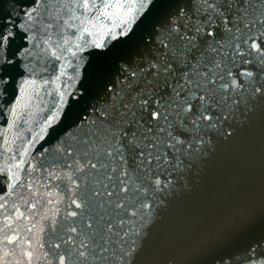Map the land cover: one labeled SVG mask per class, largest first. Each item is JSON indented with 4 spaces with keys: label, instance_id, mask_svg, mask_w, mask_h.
<instances>
[{
    "label": "snow or ice",
    "instance_id": "snow-or-ice-1",
    "mask_svg": "<svg viewBox=\"0 0 264 264\" xmlns=\"http://www.w3.org/2000/svg\"><path fill=\"white\" fill-rule=\"evenodd\" d=\"M6 2L12 4L0 12L6 132L17 126L30 91L39 97L64 79L45 127L61 119L66 96L77 98L75 84L88 69L100 91L51 160L43 146L42 159H29L36 136L15 152L10 145L18 137H4L12 155L0 167V264H135L141 221L157 195L205 152L209 134L264 100V0H187L152 26L135 59L105 58L94 66L92 50L106 53L129 37L154 0H0V6ZM12 85L16 95L6 101ZM260 225L264 204L257 209L245 200L210 223L187 253L207 256L197 264H264V237L255 238ZM230 238H247L240 261L224 245Z\"/></svg>",
    "mask_w": 264,
    "mask_h": 264
},
{
    "label": "water",
    "instance_id": "water-1",
    "mask_svg": "<svg viewBox=\"0 0 264 264\" xmlns=\"http://www.w3.org/2000/svg\"><path fill=\"white\" fill-rule=\"evenodd\" d=\"M185 3L187 0H154L150 9L141 14L129 37L113 42L106 53L92 50L89 61L94 66L105 58L107 62L116 64L120 63V56L135 59V53L143 50L142 38L147 36L152 26L159 28L166 17L176 12L177 4ZM68 71L71 75V69ZM63 83L62 78L41 90L39 97L30 91L31 98L26 100L28 107L21 109V118L11 131H5L8 124L0 119V167L11 162L7 157L12 153L4 151L5 136L9 140L18 137L10 145L14 152L22 150L36 136L38 142L29 150V159L36 163L42 159L37 155L41 146L49 149L45 156L51 160L56 155L54 149L59 141L76 130V122L87 114L89 105L96 102L100 85L88 69V74L75 84L77 98L66 96L61 119L45 127V118L60 104L55 89ZM47 92L52 94L47 95ZM15 95V85H12L2 98L11 101ZM7 119L10 122L11 118ZM41 135L43 140L39 139ZM209 135L211 142L205 152L191 163L171 190L157 195L150 217L141 221V247L135 264H197L198 260H206V255H188L187 250L194 238L245 200L257 209L264 204V100L255 103L250 111L242 108L223 125L221 131ZM261 237H264V225L258 226L255 232L256 239ZM224 245L234 259L240 261L247 238L226 239Z\"/></svg>",
    "mask_w": 264,
    "mask_h": 264
},
{
    "label": "rangeland",
    "instance_id": "rangeland-1",
    "mask_svg": "<svg viewBox=\"0 0 264 264\" xmlns=\"http://www.w3.org/2000/svg\"><path fill=\"white\" fill-rule=\"evenodd\" d=\"M12 4L10 2L4 3L2 6H0V12L5 10H11Z\"/></svg>",
    "mask_w": 264,
    "mask_h": 264
}]
</instances>
